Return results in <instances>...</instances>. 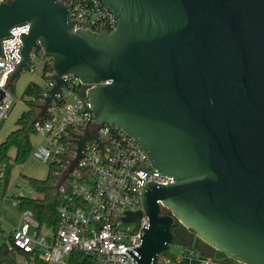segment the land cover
Returning <instances> with one entry per match:
<instances>
[{"label": "water", "instance_id": "1", "mask_svg": "<svg viewBox=\"0 0 264 264\" xmlns=\"http://www.w3.org/2000/svg\"><path fill=\"white\" fill-rule=\"evenodd\" d=\"M103 1L119 19L112 31L74 30L61 0L0 1V54L11 29L30 23L12 79L32 50L53 59L41 113L70 73L93 104L68 172L97 139L92 124H115L173 177L148 184L143 210L123 218H149L138 264H158L177 223L238 264H264V0Z\"/></svg>", "mask_w": 264, "mask_h": 264}, {"label": "built area", "instance_id": "2", "mask_svg": "<svg viewBox=\"0 0 264 264\" xmlns=\"http://www.w3.org/2000/svg\"><path fill=\"white\" fill-rule=\"evenodd\" d=\"M61 1L71 6L74 30L91 28L99 31L105 26L112 31L118 25L117 15L103 0ZM29 30L28 22L17 25L2 41L0 124L10 118L16 105V94L11 88L12 75L22 63L24 36ZM34 56L42 59L43 66L45 63L52 65V57L43 49L39 53L32 50L28 66L33 73L39 70ZM42 70L41 85L46 97L55 84L54 70L52 68L45 76ZM64 79L69 88H62L57 100L44 114L46 118L36 124L41 140L32 151L33 157L44 162H64L66 166L65 182L59 187L58 224L55 229L49 228L39 222L31 209L21 210V223L12 231L9 249H20L28 254V258L20 255L19 264H39L38 261L73 264L74 251L89 257L87 262L80 260L81 264H138L133 254H137L142 243L149 218L144 214L140 224L125 222L123 218L127 211L143 210L142 192L148 184L167 185L173 182V177L154 167L147 150L138 140L121 127L107 122L92 124L97 139L86 142L78 165L68 172L77 155L76 140L85 134L93 104L79 77L70 73L64 75ZM107 83L110 81L102 84ZM18 194L24 192L21 190ZM1 221L4 218L0 215ZM47 231L52 235L49 236ZM196 255L192 248H181L178 255L164 253L158 264H183L185 259ZM73 261L78 262L74 258Z\"/></svg>", "mask_w": 264, "mask_h": 264}, {"label": "trees", "instance_id": "3", "mask_svg": "<svg viewBox=\"0 0 264 264\" xmlns=\"http://www.w3.org/2000/svg\"><path fill=\"white\" fill-rule=\"evenodd\" d=\"M25 68L30 69V66ZM51 70L52 65L45 63L42 75L45 76ZM16 78L17 76L11 82L13 91L15 89ZM22 98L25 99L27 108L15 121V127L7 134L4 141L0 142V163L6 158H11V151H14V161L17 164L25 163L31 157L34 148L32 137L37 133L36 124L46 118L41 113V106L45 99L41 83L29 82L23 92ZM65 171L66 166H64V162L52 161L50 162L48 175L45 178L29 177L30 185L37 195L31 197L14 192L13 195L18 198L20 210L31 209L42 225L55 229L58 224V207L61 200L59 187L65 182V178H63ZM5 194L1 177L0 197ZM179 225L180 223H177L176 226ZM12 238V232H10L8 234V241L0 244V264H19L20 255L24 254L20 249H9L8 243L11 242ZM218 252L224 255L222 252ZM165 253L166 255H170L169 249ZM72 255L73 264H81L80 260L83 262L89 261V257L85 254L74 251ZM24 256L28 258V254H24ZM73 258L78 262L73 261ZM38 262L39 264H46L44 261Z\"/></svg>", "mask_w": 264, "mask_h": 264}, {"label": "rangeland", "instance_id": "4", "mask_svg": "<svg viewBox=\"0 0 264 264\" xmlns=\"http://www.w3.org/2000/svg\"><path fill=\"white\" fill-rule=\"evenodd\" d=\"M33 60L39 70L33 73L30 69L25 68L17 76L14 89L17 98L15 100L16 105L10 118L0 124V142L4 141L12 127L15 126V121L27 108L26 101L22 98V95L28 83L31 81L42 82L41 69L43 68V61L39 56H34ZM81 93L84 94L85 92L81 91ZM40 140V132L33 135L32 142L35 147L40 143ZM10 156L11 158H6L0 163V183L2 177L3 189L6 193L0 197V215L4 218V221L0 222V244L7 242L8 234L12 232V228L19 226L21 223V210L18 198L13 193L18 194L22 190L26 196H36L37 193L31 187L29 177L45 178L50 167V162H44L32 155L23 164H17L14 161V151H11ZM47 234L51 236L52 232L47 231ZM176 243H172L170 246V254L178 251V243Z\"/></svg>", "mask_w": 264, "mask_h": 264}, {"label": "crops", "instance_id": "5", "mask_svg": "<svg viewBox=\"0 0 264 264\" xmlns=\"http://www.w3.org/2000/svg\"><path fill=\"white\" fill-rule=\"evenodd\" d=\"M14 127H12V129ZM14 228H12V231ZM175 231L174 243H178V251L173 253L178 255L181 248H192L197 253L196 256L185 259L183 264H238L232 258L219 254L218 250L199 238L193 231L182 224L176 226L174 232Z\"/></svg>", "mask_w": 264, "mask_h": 264}]
</instances>
